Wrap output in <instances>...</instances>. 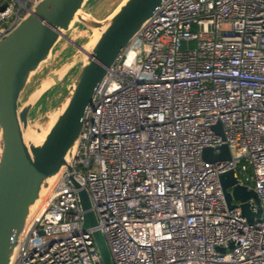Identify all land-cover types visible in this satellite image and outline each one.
<instances>
[{
    "label": "built area",
    "instance_id": "obj_1",
    "mask_svg": "<svg viewBox=\"0 0 264 264\" xmlns=\"http://www.w3.org/2000/svg\"><path fill=\"white\" fill-rule=\"evenodd\" d=\"M37 1L0 0V39ZM222 144L229 159L203 158ZM227 170L256 192L260 218L227 206ZM80 189L93 226H83ZM95 231L113 264H264V0L154 9L95 88L72 167L32 213L11 264H103Z\"/></svg>",
    "mask_w": 264,
    "mask_h": 264
},
{
    "label": "water",
    "instance_id": "obj_2",
    "mask_svg": "<svg viewBox=\"0 0 264 264\" xmlns=\"http://www.w3.org/2000/svg\"><path fill=\"white\" fill-rule=\"evenodd\" d=\"M90 0H38L31 11L0 39V264H11L18 239L57 175L71 169L79 142L83 117L95 88L113 65L115 59L143 28L156 7L166 0H121L104 18H96L85 7ZM79 18L74 19L77 11ZM74 24L91 31L82 44L71 41L76 50L69 61L50 70L22 100V93L40 65L50 59L51 52ZM98 37L89 47L86 45ZM94 35V36H93ZM81 59L72 80L66 86L58 109L51 113L46 130L37 125L35 132H45L39 143L26 142L31 110L53 87L62 83ZM219 124L214 128L218 129ZM207 161L229 159L226 144L214 153L205 148ZM228 207L238 201L241 214L248 220L260 218L262 208L254 190L239 184L234 170L218 175ZM77 185V184H76ZM83 226H93L96 218L84 189L79 190ZM256 211L251 209L252 202ZM94 238L100 248L103 264H113L104 237L99 231Z\"/></svg>",
    "mask_w": 264,
    "mask_h": 264
},
{
    "label": "rangeland",
    "instance_id": "obj_3",
    "mask_svg": "<svg viewBox=\"0 0 264 264\" xmlns=\"http://www.w3.org/2000/svg\"><path fill=\"white\" fill-rule=\"evenodd\" d=\"M121 0H90L86 5L85 9L90 11L95 17H103L111 12L114 7ZM81 31V26L79 24H74L73 28ZM86 33L87 36L82 39L83 36H77V31L72 28L66 32L68 38H61L54 46L50 59L43 62L40 67L33 73L31 76L25 91L22 93L21 103L24 101V98L27 96V93L37 85L41 80L45 78V75L48 71L56 69L61 64L70 60L72 54L75 52L76 48L71 41L80 43L81 41H86L90 35L91 31L88 29ZM94 35L97 34V31H93ZM93 35V36H94ZM71 40V41H70ZM91 41V40H90ZM89 44V42H88ZM88 44L86 46H88ZM81 59H79L76 65L72 68L71 72L64 78L61 84L53 87L49 92H47L31 110L30 119L32 122L29 123L30 128L26 132V135H32L35 133L32 130V125H37L41 129L46 130L51 119V113L57 111L58 102L63 98L66 92L67 84L72 80L75 73L77 72L78 67L80 66Z\"/></svg>",
    "mask_w": 264,
    "mask_h": 264
},
{
    "label": "bare ground",
    "instance_id": "obj_4",
    "mask_svg": "<svg viewBox=\"0 0 264 264\" xmlns=\"http://www.w3.org/2000/svg\"><path fill=\"white\" fill-rule=\"evenodd\" d=\"M80 15H81V13H80V11L78 10V11L76 12V14L74 15V19H75V18H79ZM97 37H98V34H96V36L93 37V38L91 39V41H90L89 44H88L89 47L95 42V40L97 39ZM88 46H87V47H88ZM27 131H28V130H27ZM27 131H24V133H23L24 140H25L26 142H30V141H31V142H34V143H39V142H41V141L44 139L45 132H35V133L32 134V135H26V132H27Z\"/></svg>",
    "mask_w": 264,
    "mask_h": 264
},
{
    "label": "crops",
    "instance_id": "obj_5",
    "mask_svg": "<svg viewBox=\"0 0 264 264\" xmlns=\"http://www.w3.org/2000/svg\"><path fill=\"white\" fill-rule=\"evenodd\" d=\"M105 16H106V15H104L103 17H96V18H98V19H102V18H104ZM80 26H81V25H80ZM81 28H82V29H81V31H80V30L77 29V27H76V29L72 27L73 30L77 31V36H83V35H84V36L86 37V36H87L86 33L88 32V31H87L88 29L85 28V27H83V26H81ZM84 36L82 37V39L85 38ZM83 42H84V41H81V42L78 43V44H82Z\"/></svg>",
    "mask_w": 264,
    "mask_h": 264
}]
</instances>
